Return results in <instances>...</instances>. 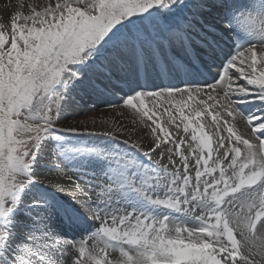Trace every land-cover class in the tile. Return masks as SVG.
Here are the masks:
<instances>
[{
	"label": "snow or ice",
	"instance_id": "6c2138e0",
	"mask_svg": "<svg viewBox=\"0 0 264 264\" xmlns=\"http://www.w3.org/2000/svg\"><path fill=\"white\" fill-rule=\"evenodd\" d=\"M10 24V32L0 30V215L17 206L15 194L42 183L32 165L45 150L55 156L48 142L79 132L154 157L159 175L141 169L145 179L130 180L131 190L193 223L111 208L117 185L109 182L92 193V208L89 185L67 176V185H47L71 191L98 221L96 232L66 240L34 217L17 249L0 225V264H264L248 245L264 240V0H20ZM121 29L130 35L115 39ZM236 35L252 40L242 44ZM73 89L124 92L109 106L122 111L107 126L63 124ZM236 96L261 106L246 115ZM71 151L112 158L93 148ZM115 159L122 169L136 166ZM149 183L163 192L150 194ZM98 236L106 246L90 245ZM256 254L264 257V248Z\"/></svg>",
	"mask_w": 264,
	"mask_h": 264
},
{
	"label": "rangeland",
	"instance_id": "374dc122",
	"mask_svg": "<svg viewBox=\"0 0 264 264\" xmlns=\"http://www.w3.org/2000/svg\"><path fill=\"white\" fill-rule=\"evenodd\" d=\"M18 3H20V1H18ZM17 9L18 8L15 10ZM15 10L7 9L5 11L4 9L2 11L0 9V26H2L0 27V30H7L10 32V16ZM253 15H255V13ZM132 31H134V29ZM128 35H130L129 29H121L120 33H118L115 39H119ZM225 39L228 40L229 44L233 43V40L229 39L228 37H225ZM234 39L236 42L239 40V43L242 44H246L252 40L251 37L247 38L243 35H236ZM110 49L111 44L106 47L105 52ZM66 95H68L69 98L75 97L76 100L84 101L85 104H87L83 105L76 103L77 108H85L83 112L79 111L81 114H79L80 117H78V120L76 121L83 119L88 120L89 123L87 124V127L89 129L93 127V124L91 123L92 120L96 121L97 126H100L102 123H104L105 126L111 124L112 120L106 116L89 119L90 114H92L95 111V107L98 106L97 102H99V96L95 97V95H90L89 99L85 92L79 91L78 89H73L70 94ZM113 95L114 96L112 99H110V101L104 102V104L102 103L103 105H101V108L103 107V110L110 111V105L121 103V98L124 96V92H119ZM110 96L112 95H107L106 97L110 98ZM71 115L72 108L63 111L61 114V123L68 124L70 119L74 117ZM207 130L210 131V129H206V131ZM58 136L60 137L59 139L50 140L48 142L51 148L55 150V156L53 155L52 151L45 150L43 154L38 157L37 162L33 163L32 165V169L35 173H43L41 170H43L45 167L42 165H45L46 162L52 161L54 158L56 162L59 163V168L54 166L53 168L49 169L50 172H55L56 174H59V172H66V174L72 176L74 180L89 185V194L91 195L89 205L92 208L98 206V201L96 197L92 195V193L98 186L104 184L105 182H109L117 185V189L114 193L116 199L112 201L110 205L111 208L123 209L124 211L136 209L138 211L146 212L147 214L156 218L168 216L171 220H173L174 218L178 217L177 211L163 207L152 206L148 204L141 195L135 191H132L130 188V180L133 183L144 181L145 176L143 173L155 172L157 175H159V170L155 169L152 163L154 157L137 151L131 145L125 144L119 139H114L105 135H89L79 132H65L58 133ZM74 148L97 149L102 153L111 154L112 158L101 159L93 153L79 154L77 152L71 151V149ZM119 156H125L134 160L136 162L135 168L122 169L115 159ZM35 166H38V169H35ZM141 169H143V173L140 171ZM84 177H88V181L90 183H87L81 179ZM34 179H36V177H34ZM58 179H62V182H66L68 184L70 183L67 176H65V173L62 174L60 178H55V180ZM41 184L42 186L37 185V183L29 184L22 192L15 194L14 198L17 199L19 203L15 208H13L11 212L5 211L2 215H0V225L6 227L7 231L10 232L12 230V223L14 221H19L24 223V228L29 234L30 230H33V218L43 217L44 221L47 223L48 227H50L53 233L63 237L66 240L77 242L80 241L81 238L87 236L89 233L96 232L99 227L98 221L93 220L88 212L82 209V207L77 206L79 203L78 201L70 199L69 197L66 198L64 195L66 198L65 199L61 192L54 188L52 189L44 183ZM145 187L146 190L152 195H159L164 190L163 186L151 183L147 184ZM25 195L27 197H25ZM25 199L31 201H28L31 204L23 205L22 202ZM34 200L41 201L42 203L32 206V201ZM57 202L64 203L68 210H65V206L63 209V204L59 205ZM53 225H55L54 228ZM10 240L11 241L9 242L12 247L17 246L18 242L20 243L21 241H18V239L15 240L11 235ZM90 245L95 248L104 247L106 246V238H101L98 236L95 240L90 242ZM114 255L119 257L121 253L117 249L114 252Z\"/></svg>",
	"mask_w": 264,
	"mask_h": 264
},
{
	"label": "bare ground",
	"instance_id": "6f19581e",
	"mask_svg": "<svg viewBox=\"0 0 264 264\" xmlns=\"http://www.w3.org/2000/svg\"><path fill=\"white\" fill-rule=\"evenodd\" d=\"M18 1H20V0H0V9L3 11L4 9H5V11L7 10V9H9V10H15L16 8H18L19 7V3H18ZM24 1V3L25 4H27V3H30V2H36V0H23ZM27 2V3H26ZM244 2L245 3H247L248 2V0H244ZM244 36V35H243ZM248 38V37H247ZM245 39V38H244ZM248 40V39H247ZM249 41H250V39H249ZM238 42H239V40H238ZM247 42V41H246ZM207 79L209 80V81H211V79H212V77L210 76V75H208L207 76ZM90 95L91 94H86V96L90 99ZM107 95H105V96H99L98 97V100H99V102H97L98 103V106H96L95 107V111L92 113V114H90V116H89V119L90 118H96V117H101V116H106V117H109L110 118V120H112V118H113V114L114 113H116V112H120V111H122V109H120V108H116V109H111L110 111H108V110H103V107L101 108V105H103L104 104V102H107V101H110V99H112L113 98V94H112V96H110V98L109 97H106ZM78 97V96H77ZM86 97V98H87ZM96 97V96H95ZM233 99L237 102L236 103V107L242 112V113H244V114H253V113H255L256 111H257V109H259L260 108V102L259 101H257V100H255L252 96H236V97H233ZM69 100H70V107H68L67 109L69 110V109H71L72 108V117L73 118H71L70 119V121L68 122V124H70V123H72L73 121H76V120H78V117H80V115L79 114H81V112H79V111H84V107H81V108H77V104L76 103H80V104H83V105H87V104H85V102L84 101H79V100H76L75 99V97H70L69 98ZM85 100V99H84ZM241 101H243V102H241ZM87 102V101H86ZM103 103V104H102ZM79 105V104H78ZM93 107V106H92ZM66 109V110H67ZM69 113V112H68ZM67 117V116H66ZM122 119H124L125 120V122H129V117L127 116V115H125L124 117H122ZM237 119H239V118H237ZM84 120V119H83ZM68 121V120H67ZM208 121L210 122V117L208 118ZM99 126V125H98ZM238 127H239V130L241 131V132H244L245 131V128H244V125H243V123H239L238 124ZM91 129V128H90ZM208 131V130H207ZM226 135V134H225ZM110 159V158H109ZM111 161V160H110ZM112 162V161H111ZM57 163V162H56ZM57 164H59V163H57ZM43 167H45V168H43V170H41V171H43V173H41V174H38L39 176L38 177H36V179H39L42 183H45L46 185L49 183V182H52V183H57V182H60V183H65L66 185L68 184V183H66V182H62L61 180H55V178H60L61 177V175L62 174H64L65 173V176H69V175H67L66 174V172H59V174H56L55 172L53 173V172H50V170L49 169H51V168H53L54 166H56V164H53L51 161L50 162H46L45 163V165H42ZM38 166H35V169H38L37 168ZM64 177V176H63ZM83 181H85V182H87V183H90L89 181H88V177H84V178H81ZM41 183H37V185H39V186H42V184L40 185ZM47 186H49V185H47ZM50 187V186H49ZM157 187V186H156ZM52 188V187H51ZM53 189V188H52ZM55 189V188H54ZM58 191V190H57ZM59 192H61L62 193V195H63V197H64V195L66 196V198H70V199H73L72 198V193H71V191H67V192H63V191H59ZM30 193H31V191H30ZM25 197H27L26 195H25ZM31 197V196H30ZM91 197V195L89 194V200H88V204H89V201H90V198ZM32 198V197H31ZM65 198V197H64ZM65 198V199H66ZM29 200H27V199H25V200H23V202H22V204L23 205H30L31 203H29V202H31V201H29ZM77 201V200H76ZM57 204H59V205H62L63 206V209H64V206H65V210H68L67 208H66V205L64 204V203H62V202H57ZM77 206H79V207H81V205H80V203H78L77 204ZM90 206V205H89ZM82 209H84V208H82ZM173 221H179V222H184V223H193V221H191L190 220V218H188V217H186V216H184L182 213H180V212H178V217L177 218H174L173 219ZM55 227V225H53V228ZM11 228V227H10ZM49 229H50V227H49ZM51 230V229H50ZM32 230H30V232H31ZM10 233V235L15 239V240H17L18 239V241L19 240H21L20 241V243L18 242V245L17 246H14V247H16L17 249H19V247L23 244V243H25V237L28 235V231H26V229L24 228V223H22V222H17V221H14L13 223H12V230L9 232ZM237 238L238 239H240V236H239V234H237ZM13 240V239H12ZM11 241V240H10ZM24 241V242H23ZM16 245V244H15ZM248 245H249V250L250 251H252L253 252V258L254 259H256L257 261H260L262 258H264V257H262L261 255H257L256 253H258L262 248H264V240H261V239H259V238H257V239H250L249 241H248ZM13 247V248H14Z\"/></svg>",
	"mask_w": 264,
	"mask_h": 264
}]
</instances>
